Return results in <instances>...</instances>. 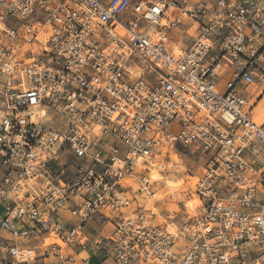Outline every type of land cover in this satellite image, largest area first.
Returning <instances> with one entry per match:
<instances>
[{
	"label": "built area",
	"instance_id": "2783aa9c",
	"mask_svg": "<svg viewBox=\"0 0 264 264\" xmlns=\"http://www.w3.org/2000/svg\"><path fill=\"white\" fill-rule=\"evenodd\" d=\"M250 87L264 0H0V264H264ZM178 146L196 202L160 221Z\"/></svg>",
	"mask_w": 264,
	"mask_h": 264
},
{
	"label": "rangeland",
	"instance_id": "374dc122",
	"mask_svg": "<svg viewBox=\"0 0 264 264\" xmlns=\"http://www.w3.org/2000/svg\"><path fill=\"white\" fill-rule=\"evenodd\" d=\"M263 110L264 103L260 104L257 108H252L251 115L256 118L258 116V111ZM257 123L262 124L264 121ZM159 161L160 164H156L155 167L156 172L161 176L160 200L156 211L158 213L157 220L163 221L168 213H173L175 211L180 212L183 209L182 203H187L189 201L187 205L191 207L193 206L191 202L195 204V197L191 190L195 177L202 170L203 160L199 157V152L193 150V148L178 146L176 150L170 152L169 156ZM167 190L171 192L175 191L174 197L172 198L173 202L165 198ZM177 201H181V203L176 204ZM86 229L91 236H94L100 231V225L96 220H91L87 224ZM104 230H107V228Z\"/></svg>",
	"mask_w": 264,
	"mask_h": 264
},
{
	"label": "crops",
	"instance_id": "0c3cea01",
	"mask_svg": "<svg viewBox=\"0 0 264 264\" xmlns=\"http://www.w3.org/2000/svg\"><path fill=\"white\" fill-rule=\"evenodd\" d=\"M241 94L247 100L248 104L252 106V108L254 107L257 108L260 104L264 103V91H261V89L250 87L247 89H242ZM253 120L256 122H263L264 121V110L258 111V116L256 118L253 117Z\"/></svg>",
	"mask_w": 264,
	"mask_h": 264
},
{
	"label": "bare ground",
	"instance_id": "6f19581e",
	"mask_svg": "<svg viewBox=\"0 0 264 264\" xmlns=\"http://www.w3.org/2000/svg\"><path fill=\"white\" fill-rule=\"evenodd\" d=\"M152 178H154V179H160L161 178V176L156 172V171H153L152 172ZM174 183V182H173ZM169 184V183H168ZM192 203V205H194V202H191ZM193 207V206H192Z\"/></svg>",
	"mask_w": 264,
	"mask_h": 264
}]
</instances>
